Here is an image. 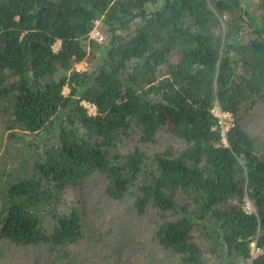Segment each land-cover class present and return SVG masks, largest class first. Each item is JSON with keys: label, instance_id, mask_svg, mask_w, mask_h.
<instances>
[{"label": "trees", "instance_id": "1", "mask_svg": "<svg viewBox=\"0 0 264 264\" xmlns=\"http://www.w3.org/2000/svg\"><path fill=\"white\" fill-rule=\"evenodd\" d=\"M263 102L264 9L242 0H0V122L49 140L26 176L0 168V240L79 243L82 217L61 197L99 175L111 200L158 212L154 239L182 264H205L204 243L223 264L248 259L264 248V156L240 121ZM216 105L237 121L228 145ZM162 132L186 147L150 154Z\"/></svg>", "mask_w": 264, "mask_h": 264}, {"label": "rangeland", "instance_id": "2", "mask_svg": "<svg viewBox=\"0 0 264 264\" xmlns=\"http://www.w3.org/2000/svg\"><path fill=\"white\" fill-rule=\"evenodd\" d=\"M262 2L263 0H242V4L251 10L264 9L261 7ZM95 30L103 36L100 23L96 24ZM251 37L250 30L245 29L242 39L247 41ZM91 39L95 40L92 35ZM92 62L84 61L75 68L84 72ZM69 93L70 90L65 88L64 94ZM243 116L241 126L255 138L259 153L264 156V102L257 104ZM20 135L17 139L10 138L9 132L0 122V168H10L13 169V174L26 176L34 160L38 158V152L49 140L44 136ZM136 143V140H131L125 147L132 149ZM185 147L184 142L162 132L158 135L156 144L144 148L154 154L170 148L179 153ZM106 188V180L95 175L78 188L66 190L61 197L60 210L74 206L82 217L85 236L79 243L51 251L46 247H16L0 240V264H117V259L121 257L122 264H182L179 256L164 250L154 239L158 212L149 207L146 214L140 217L133 207V197L113 201ZM49 218L45 219V226L52 230L54 221ZM202 250L205 264H223L210 243H204ZM244 262L245 260L237 263L231 260L227 264Z\"/></svg>", "mask_w": 264, "mask_h": 264}, {"label": "built area", "instance_id": "3", "mask_svg": "<svg viewBox=\"0 0 264 264\" xmlns=\"http://www.w3.org/2000/svg\"><path fill=\"white\" fill-rule=\"evenodd\" d=\"M92 37L102 43L104 41V37L101 35V33L98 30H94L92 32ZM60 44H57L55 46V50H58ZM83 106L88 110V113L96 115V107L95 105L88 103V102H83ZM213 115L217 119V129L220 133V137L222 140V143L225 145H228V136L230 132L236 128L237 126V121L235 116L230 113L223 111L219 105H216L214 109L212 110ZM243 210L245 211L246 214L251 215L255 213L254 207L252 203L246 199ZM264 255V248L258 246L256 243H253L251 245V251H250V257L245 260L243 264H253L255 260L259 259Z\"/></svg>", "mask_w": 264, "mask_h": 264}]
</instances>
